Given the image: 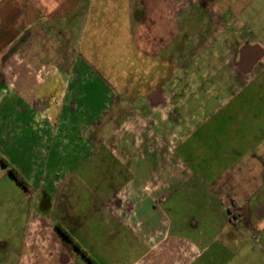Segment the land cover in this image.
Returning <instances> with one entry per match:
<instances>
[{"label":"rangeland","instance_id":"rangeland-1","mask_svg":"<svg viewBox=\"0 0 264 264\" xmlns=\"http://www.w3.org/2000/svg\"><path fill=\"white\" fill-rule=\"evenodd\" d=\"M83 5L81 10L89 8L84 34L82 26L73 40L58 30L43 29L42 38L36 34L29 39H42L43 53L48 54L39 67H28L29 76H39L41 81L55 77L61 95L37 104V124L26 125L22 143L25 158L7 151L12 138H0L1 151L28 183V188L20 185L0 165V264H61L69 259L51 242L63 240L72 246L56 229L58 224L71 235L74 231L65 225L64 210L62 217L51 211L50 200L61 192L66 179L60 177L77 166L78 157H88L81 172H97L105 169L100 162L108 152L103 159L107 169L113 166L122 172L124 182L132 175L154 183L163 170L179 171L173 158L181 130L185 127L183 134H188L198 125L208 126L217 110L234 118L235 129L245 122L252 132L255 123L261 122L263 133L255 137L264 134V0H90ZM66 27V23L59 25L63 32ZM242 48L258 62H237ZM67 90L70 93L64 99ZM70 105L84 107L90 114L78 110L58 115L52 108ZM220 126L216 120L198 133L197 138L205 141L204 151L214 148L215 128ZM35 131L40 133L38 146ZM151 140L160 145L159 150L165 140L170 141V165L159 152H151ZM135 141L138 151L130 147ZM34 151L39 152L40 161L34 159ZM183 162L191 169L187 159ZM259 178L263 180L264 171ZM82 181L72 180L75 192L84 188ZM168 185L170 189L162 195L185 206L182 191L176 193V181ZM218 197L225 204L231 195L219 193ZM83 199L85 204L86 196ZM110 201L115 205L116 200ZM68 222L80 223L73 217ZM206 229L208 236L217 231L226 244V237L244 242L242 237L249 236L250 243H233L238 252L234 261L264 264V240H252L259 233L264 235V228L224 224ZM114 235L118 237L115 231Z\"/></svg>","mask_w":264,"mask_h":264},{"label":"crops","instance_id":"crops-1","mask_svg":"<svg viewBox=\"0 0 264 264\" xmlns=\"http://www.w3.org/2000/svg\"><path fill=\"white\" fill-rule=\"evenodd\" d=\"M85 2L90 0H0V138H12L13 143L7 151L17 152L22 159L26 156V146L22 145L27 136L26 125L37 124V104L55 101L61 95V87L55 77L41 81L39 76H29L28 67H39L43 58L47 60L48 57L45 51L43 53L42 39L37 42L29 39L35 38L36 34L42 38L43 29L58 30L62 37L65 33L66 39L73 40L75 31L82 26L80 33L84 34L88 28L84 29V23L89 20V8L81 10ZM64 23L66 32L59 29V25ZM69 93L67 90L64 99ZM52 108L58 115H73L78 110L81 114H90L87 108L85 112L84 107L72 105ZM52 108L46 107L50 111ZM214 114L215 118L207 124L211 126L218 120L221 125L220 130L215 128L217 136L211 145L214 148L204 151L205 141L197 138L198 133L208 126L202 128L198 125L188 134H183L186 132L184 127L177 142L178 152L173 158L174 162L177 160L179 171L163 170L164 174L154 183L149 178L139 181L132 175L124 182L122 172L113 166L107 169L103 159L108 152L100 162L105 169L97 172H81L80 167L87 163L88 157H78L74 167L77 171L73 168L60 177L66 181L56 198L51 196V211L60 216L63 210L66 212L65 225L73 228L75 235L73 233L72 237L99 264H238L234 261L238 252L233 248L238 242L250 243L249 236L248 239L242 237L244 242L239 238L226 237V244L220 240L222 235L217 231L213 230L208 236L206 228L212 230L224 224L229 227L257 226L258 231L264 228V178L262 181L259 178L264 171V134L258 136L261 139L255 137L263 133V127L261 122L255 123L256 128L250 132L249 124L243 122L235 129L236 123L230 114L218 110ZM39 134L37 131L33 133L35 146ZM152 142L151 152H159L170 165V141L165 140L162 150L158 149L160 145ZM133 146L140 150L136 141L130 147ZM38 153L34 151V159L38 157L39 160ZM0 155L23 176L1 149ZM51 155L57 154L51 152ZM183 158L188 160L191 169L187 168ZM75 178L83 180L80 184L84 188L81 187L79 193L72 188ZM170 180L177 183L176 193L182 191L185 206L174 201L173 197L162 195L170 189ZM94 184L97 186H91ZM219 193L231 195L230 200L224 204L218 197ZM83 196H86L85 204ZM110 200H116L115 205ZM165 204H168L166 208ZM231 208L235 210L233 214ZM220 211L222 214L219 216ZM72 217L80 223L68 222ZM253 237V241L256 238L259 242L264 240L262 233ZM16 242L21 243L20 240ZM51 245L58 248L59 254L69 257L67 261L61 260V264H74L75 260L80 264H90L63 240H53Z\"/></svg>","mask_w":264,"mask_h":264},{"label":"trees","instance_id":"trees-1","mask_svg":"<svg viewBox=\"0 0 264 264\" xmlns=\"http://www.w3.org/2000/svg\"><path fill=\"white\" fill-rule=\"evenodd\" d=\"M0 162L2 164V166L6 169H8L10 175L22 186L24 187H27L28 188V183L26 182V180L23 178V176H21V174L14 168V167H11L9 162L3 158L1 155H0ZM233 207L235 208L236 207V203L233 204ZM234 209H230V212L231 214L234 213ZM57 230L59 231V233L61 234V236L67 241L69 242L80 254L82 257H84L90 264H99L97 262V260H95L93 257H91L89 255V253L84 250L82 248V246L76 242L74 240V238L72 237V235L65 229L64 226H62V224H58L56 226Z\"/></svg>","mask_w":264,"mask_h":264},{"label":"flooded vegetation","instance_id":"flooded-vegetation-1","mask_svg":"<svg viewBox=\"0 0 264 264\" xmlns=\"http://www.w3.org/2000/svg\"><path fill=\"white\" fill-rule=\"evenodd\" d=\"M239 51L240 52H239V55H238L237 62H240V63L243 62L244 64L250 65L249 62L252 63L251 60H253L252 57L248 55L250 51L249 52H247V50L244 51V48L240 49ZM253 61L254 62H258L257 60H253Z\"/></svg>","mask_w":264,"mask_h":264}]
</instances>
